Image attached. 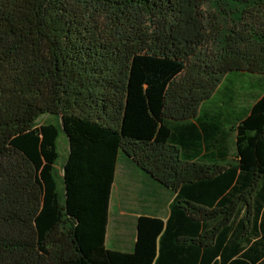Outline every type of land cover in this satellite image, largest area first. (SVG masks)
I'll return each mask as SVG.
<instances>
[{
  "label": "trees",
  "instance_id": "16d2710c",
  "mask_svg": "<svg viewBox=\"0 0 264 264\" xmlns=\"http://www.w3.org/2000/svg\"><path fill=\"white\" fill-rule=\"evenodd\" d=\"M229 72L264 76V0H0V264H264V93L204 108ZM230 132L235 162L198 160ZM120 155L175 194L130 252Z\"/></svg>",
  "mask_w": 264,
  "mask_h": 264
},
{
  "label": "crops",
  "instance_id": "0c3cea01",
  "mask_svg": "<svg viewBox=\"0 0 264 264\" xmlns=\"http://www.w3.org/2000/svg\"><path fill=\"white\" fill-rule=\"evenodd\" d=\"M214 141L217 144L204 148L200 152L198 160L225 159L231 161L230 147L224 141L223 136ZM231 143L234 145V142ZM141 171L131 160L119 156L111 189L105 238L106 245L110 234L111 240L118 247L116 249L118 251L130 252L133 250L137 235V220L140 216L158 217L166 220L169 216L170 204L175 196L171 190L143 176ZM134 174L139 177L138 181L135 180ZM144 186H146V189H144ZM113 191L114 206L112 207ZM146 195H150L151 198H147ZM149 206L150 209L145 211ZM112 208L115 210L114 213H112ZM123 225H125V230ZM135 226L136 229H133ZM106 247L114 249L109 248L108 245Z\"/></svg>",
  "mask_w": 264,
  "mask_h": 264
},
{
  "label": "rangeland",
  "instance_id": "374dc122",
  "mask_svg": "<svg viewBox=\"0 0 264 264\" xmlns=\"http://www.w3.org/2000/svg\"><path fill=\"white\" fill-rule=\"evenodd\" d=\"M263 93H264V76L253 73H247V72L246 73L229 72L224 78L223 82L218 87V89L216 90V94L211 99L206 101L204 108L209 110V113L211 115H217L218 113L222 116V118H226L228 122H226L224 126L226 128H230L234 122L242 119L245 116V114L255 103L257 98L260 97ZM47 122H49L47 116L40 118L38 121L39 124H46ZM231 142H234V133L232 132L228 134L227 143L229 144L230 147L229 154L231 157V161L235 162L236 161V156L234 155L235 147ZM58 150L60 153L59 164H62L65 161L68 154L67 139L63 134H61L59 138ZM120 156L124 157L123 155ZM141 174H143V176H145L146 178L152 180L144 172ZM134 178L136 181L139 180V177L136 174H134ZM146 178L145 180H147ZM144 189H146V186H144ZM146 197L151 198L150 195H146ZM113 206H114V191L112 195V207ZM149 209L150 206L145 211H148ZM114 211L115 210L112 208V213H114ZM123 228L125 230V225H123ZM133 229H136V226L133 227ZM106 245H108L109 248L118 249V247L115 246L113 240H111L110 234L108 235Z\"/></svg>",
  "mask_w": 264,
  "mask_h": 264
}]
</instances>
